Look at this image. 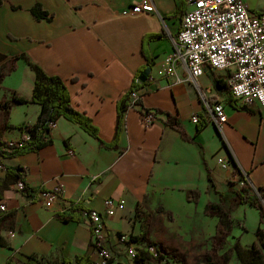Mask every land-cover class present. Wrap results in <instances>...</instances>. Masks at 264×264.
<instances>
[{
    "label": "crops",
    "instance_id": "1",
    "mask_svg": "<svg viewBox=\"0 0 264 264\" xmlns=\"http://www.w3.org/2000/svg\"><path fill=\"white\" fill-rule=\"evenodd\" d=\"M141 1L2 0L0 52L7 59L24 53L46 74L61 77L72 106L84 111L98 127L102 142L112 141L117 100L130 88L146 58L151 61L150 81L136 91L137 95L144 107L174 116L181 130L164 125L160 119L145 125L137 108L131 107L117 146L108 148L77 124L59 117L48 133L51 144L3 159L8 167L24 168L28 186L47 191L61 187L62 195L47 203L39 199V192L25 195L14 185L3 190L6 209L0 212L6 216L0 224V236L5 243H0V264H25L32 255L52 263L78 254L95 260L84 211L83 221H63L58 213L68 212L78 203L101 212L108 197L125 201L123 210L105 217L103 235L114 261L123 262L122 249L117 250L121 234L130 237L144 233L130 245L145 246L157 235L165 238L168 227L175 232L194 233L198 224V231L205 233L203 239L207 238L211 245L219 221L205 212L207 203L221 202L226 208L232 207L233 215L245 210L257 230L259 212L255 206L235 200L238 175L233 174V166L221 169L217 157H231L240 172L246 174L252 190L264 187V107L253 103L243 109L245 106L236 101L232 105L227 71L215 72L205 66L203 75L192 80L180 61L175 66V77L165 75V59L173 52L186 0H181L180 11L174 0H152L154 11L131 12L132 6ZM35 2L53 14L50 22L32 17L30 8ZM244 2L251 12L264 10V0ZM16 66L28 69L25 75L11 80L5 77L0 88L8 89V93L0 99L13 92L25 98L31 96L33 72L23 59H17ZM25 83L27 86H23ZM204 99L223 105L227 122L220 128L205 113ZM39 112L36 103H16L7 118L11 125L32 124ZM193 113L207 119L200 131L191 120ZM156 117L166 119L162 112ZM3 121L0 112V126ZM2 136L9 143L15 142L20 131L8 128ZM0 178H4V170H0ZM189 190L197 191V195L191 197ZM67 205L71 208L62 211ZM243 215L237 217L244 219ZM154 227L161 232H152ZM155 243L162 246L160 241Z\"/></svg>",
    "mask_w": 264,
    "mask_h": 264
},
{
    "label": "trees",
    "instance_id": "2",
    "mask_svg": "<svg viewBox=\"0 0 264 264\" xmlns=\"http://www.w3.org/2000/svg\"><path fill=\"white\" fill-rule=\"evenodd\" d=\"M176 4V10H182V1L181 0H174ZM0 4H2V0H0ZM30 13L32 17L39 21L45 20L50 22L53 18V14L49 13L47 10H44L43 5L40 2H35L33 6L30 8ZM155 35L151 36L154 37ZM23 59L26 62V65L29 67L30 71L33 72L34 75V86H32V92L30 98H25V96L18 95L16 93H12L10 97L0 99V112L4 117V121L0 126V170H4V178H0V204L2 203V193L3 190L8 188L11 185L16 184L18 181H22L24 188L22 192L25 195L33 196L38 192L45 191L42 187H30L25 182V171L24 168L21 166H13L8 167L4 165L3 159L5 158H13L21 154H27L30 152L37 151L39 148H43L52 143V139L48 133L51 130V124L55 122L59 117L63 116L65 119L71 121V123L77 124L82 129L87 131V133L92 136L93 138L99 140L103 146L108 148H114L117 146V142L119 139V134H121L124 119L126 112L129 108L134 107L137 108L140 117H143L147 114L152 115L153 120L152 123L156 120H159L167 126L175 128L180 132V125L177 122V119L170 114H166L163 111L152 110L142 105L141 98L137 100H133L132 92L137 91L139 88L145 86L148 81H150V72L143 76V73L146 69L151 68V61L150 58H146L147 62L145 65L141 66L137 72L133 76V80L131 83L130 88L121 95L119 100L116 103V110H117V119H116V132L114 137L110 143H104L99 138V130L96 125H94L91 119L87 116L84 111H80L79 109L72 106V101L70 97V93L68 91L67 85L65 81L57 76V74H46L43 72L42 68L30 61L27 60L25 54L15 55L11 58V71L16 70V60ZM9 59H7V55L0 52V84L3 81V77L5 75V70L7 69L6 65ZM72 81L75 78H71ZM221 82V80H216ZM217 82V83H218ZM228 90V89H227ZM229 93V92H228ZM230 95V93H229ZM229 102L232 105H236L235 99L229 96ZM16 103H36L40 106V112L38 117H36L35 121L32 124H26L25 122H20L16 125H11L8 121L9 113L12 107ZM243 109H247V106L242 107ZM162 112L166 119L156 117L157 113ZM200 121L196 124L197 131L202 130L206 125L207 119L204 116H200ZM12 129L16 128L20 131V137L17 141L9 143L4 139L2 136V131L5 129ZM230 164L233 166L232 172L233 174L238 175L236 179V184L239 183L240 180H245L246 176L240 172L236 163L233 162V159L230 157L228 159ZM249 182L245 180V184L235 191L234 197L235 200L239 202V204H250L255 206V208L259 212V222L261 223V215H263L264 211L262 206H258L259 196L264 199V187L257 188L258 193L260 195L253 193L251 187L248 185ZM188 194L191 197H195L197 195V191L189 190ZM264 201V200H263ZM88 211L82 204H76L69 210L68 212H61L58 213L59 219L63 221H83L82 212ZM232 207L226 208L221 202H212L207 203L205 206V212L208 215H215L218 217L219 225L217 234L220 238L219 240L220 245L213 246L212 240L208 254L205 256V261L207 264H215L214 261V253L217 252L219 249L225 245V239L227 236L230 235L231 230L234 226V220L231 217ZM6 216L5 212H0V224L2 223L4 217ZM216 235L214 237H216ZM256 239L258 244L252 243L250 246L242 247L235 242L232 246L235 251V256L237 258V264H264V253L261 250V247L264 248V230L258 226L257 230L255 231ZM144 237V233L141 234ZM140 234L137 236H131L129 241L124 243L126 246L129 243L135 242L139 237ZM213 237V240L215 239ZM0 243L4 244L5 241L0 236ZM153 246L158 255L154 258L147 247ZM141 248L138 249V252H134L133 258L134 264H144V259L147 256L151 257L155 260L161 261H168L169 260V253L163 252L161 246L155 242H148L145 243V246H140ZM113 250V249H112ZM90 256L86 254H78L72 259L63 258L57 263H52L43 258H38L37 255L29 256L25 264H93L92 260L89 258ZM132 259V258H130ZM222 264H229V258L225 255L223 258ZM107 264H125L120 261H114V257L109 259Z\"/></svg>",
    "mask_w": 264,
    "mask_h": 264
},
{
    "label": "built area",
    "instance_id": "3",
    "mask_svg": "<svg viewBox=\"0 0 264 264\" xmlns=\"http://www.w3.org/2000/svg\"><path fill=\"white\" fill-rule=\"evenodd\" d=\"M187 8L182 15L173 52L166 58L165 75L175 77L176 63L180 62L189 71L192 80L203 75L204 67L208 66L215 72L227 71L226 80L230 96L243 106L257 103L264 107V10L251 12L244 0H186ZM152 0H142L133 5L131 12L154 11ZM133 100L139 99L137 92H132ZM204 111L209 120L218 128L227 122L223 105L219 102L205 100ZM200 113H193L191 120L197 124ZM145 125L152 123V115H145L141 119ZM55 122L51 124V127ZM221 169L227 170L232 165L224 157H217ZM245 176L246 174L243 173ZM247 180V177L245 179ZM245 180L235 184L239 190ZM15 189L22 191L23 182L14 184ZM256 193L257 190L253 189ZM257 194V193H256ZM61 194V187L38 193L39 199L47 203L55 202ZM71 204V203H70ZM68 203V205H70ZM65 206L62 211L70 209ZM125 201L108 197L103 201V211L91 209L84 212L85 221L91 233V247L97 258L93 264H107L112 258L106 245L105 217L113 216L123 210ZM6 209L0 204V211ZM127 234H121L119 240L129 241ZM141 247L137 244L127 245V252L133 258V252ZM149 253L156 258L158 253L153 246L147 247Z\"/></svg>",
    "mask_w": 264,
    "mask_h": 264
},
{
    "label": "rangeland",
    "instance_id": "4",
    "mask_svg": "<svg viewBox=\"0 0 264 264\" xmlns=\"http://www.w3.org/2000/svg\"><path fill=\"white\" fill-rule=\"evenodd\" d=\"M11 58L12 56L8 57V62H7V69L5 70V75L3 77V81L5 79L6 76L7 80H11V78L15 77V76H22L21 74L25 75L24 73L25 70H27V67H20L17 69L16 66V70L11 71ZM2 81V83H3ZM9 84V81H8ZM23 86H27V84L25 83ZM4 87L0 88V98L3 97V95L7 92V90L3 89ZM26 91V90H24ZM8 93V92H7ZM235 190H238L237 188H235ZM253 193H255L254 190H252ZM229 195H232L233 193H229L227 192ZM256 193L258 195H260V193H258V191H256ZM264 199L259 196V200H258V206H262L263 211H264ZM255 208V207H254ZM256 210V209H255ZM258 210H256L257 212ZM244 214V215H243ZM243 215L244 219H239L240 216ZM260 215V214H259ZM239 218H238V217ZM157 218V217H156ZM234 218V230L232 231V235L227 236L226 237V241H225V245H223V247L221 249H219L217 252L214 253V263L215 264H222L224 261L223 258L226 255L229 258L228 263L229 264H237V260L235 258V251L233 249V245L235 244V242H238V244L242 247H247L250 246L252 243H256L258 245H260L257 241V237L255 235L254 230L256 231V227L254 226V222L253 220L247 216L246 211L242 210L240 211V213L238 212L237 215H233ZM247 218V219H246ZM253 218V217H252ZM260 218V216H259ZM173 219V218H172ZM255 219V218H254ZM158 222H161V218H157ZM261 220L262 222L260 223L259 220L256 221V226H260V228H262V230H264V213L263 215H261ZM240 221H242L240 223ZM87 224V223H86ZM88 225V224H87ZM243 226V229H240L239 227ZM204 227H206L203 224ZM239 226V227H238ZM88 227V226H87ZM157 227V226H156ZM197 228H200V225L197 224ZM154 231L152 232H158L160 233L161 231H157L158 229H156L155 227L153 228ZM198 229L196 231H194V233H189L190 231L185 232L184 230L181 232H175L176 230L173 231L172 228H166V232H165V238H162L161 236L157 235L154 239V242H161L162 244V248L165 249H169V251H167L169 253V262L168 261H161V260H155L152 259L151 257L147 256L146 259H144V264H207L206 263V259L205 256L206 254H208L209 249H210V243L209 240L206 241V239H203V234H205L203 231H198ZM254 232V233H253ZM220 235V233L218 234ZM218 235H216V237H214L215 239H212V244H214L213 246H217L220 245V238L218 237ZM158 238V240L156 239ZM264 251V248L261 247ZM110 249V247H109ZM122 249V251H121ZM117 250L121 251V260L123 261V263L125 264H134V259L132 258L130 259V255L127 252L126 249V245L124 244V242L122 243V241L120 242V245L117 246ZM110 252L112 254V251L110 249ZM134 254V252H133Z\"/></svg>",
    "mask_w": 264,
    "mask_h": 264
},
{
    "label": "water",
    "instance_id": "5",
    "mask_svg": "<svg viewBox=\"0 0 264 264\" xmlns=\"http://www.w3.org/2000/svg\"><path fill=\"white\" fill-rule=\"evenodd\" d=\"M150 72V70L149 69H146L145 71H144V73H143V76H145L147 73H149Z\"/></svg>",
    "mask_w": 264,
    "mask_h": 264
}]
</instances>
